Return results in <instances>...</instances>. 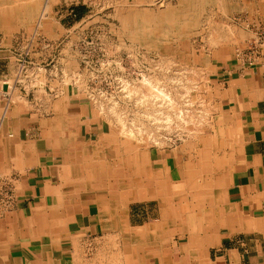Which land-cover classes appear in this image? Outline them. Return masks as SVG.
Wrapping results in <instances>:
<instances>
[{"label":"crops","instance_id":"crops-1","mask_svg":"<svg viewBox=\"0 0 264 264\" xmlns=\"http://www.w3.org/2000/svg\"><path fill=\"white\" fill-rule=\"evenodd\" d=\"M75 11L62 10L78 21ZM58 26L70 28L61 21ZM37 45L32 42V57ZM16 61L14 40L1 41L0 179L13 199L0 209V264H75L90 238L120 236L117 214L129 233L158 222L159 197L182 221L190 214L203 224L181 223L155 254L135 247L129 264H157L158 256L166 264H264V65L249 66L231 54L209 61L210 83L223 109L221 132L196 147L167 150L164 156L155 151L154 159L151 154L138 193L133 190L138 198L119 213L109 186L112 167L93 147L103 122L72 86L61 98L50 71L32 69L36 79L17 85ZM152 202L156 210L148 207Z\"/></svg>","mask_w":264,"mask_h":264},{"label":"rangeland","instance_id":"rangeland-1","mask_svg":"<svg viewBox=\"0 0 264 264\" xmlns=\"http://www.w3.org/2000/svg\"><path fill=\"white\" fill-rule=\"evenodd\" d=\"M183 1L24 0V5L35 7L32 21L26 14L18 18V10L15 15L0 13V42L13 39L15 54L22 55L29 51L23 45L25 40L36 38L38 55L29 54L24 62L50 71L61 98L67 95V86L72 85L73 94L89 102L92 115L103 122V134L93 147L100 150L103 164L112 167L110 191L115 188L116 149L128 158L131 154L124 150L128 144V150L146 152L148 158L152 154L154 159L155 151L164 156L167 150L196 147L208 136L221 132L223 109L210 83L209 61L231 54L246 64L247 58L242 56L251 52L257 38L264 36V0H187V5ZM66 8L79 9L80 20L65 16L62 10ZM186 9L189 21L177 20L172 32L162 33L161 37L132 38L124 25L129 15L147 13L158 18L162 13ZM43 11L42 26L37 27V18ZM60 21L69 23L70 28H60ZM156 23L158 20L153 22ZM85 64L92 68L91 76L80 73ZM100 64H109L110 69L103 67V73L95 72L101 71ZM223 125H228L227 121ZM144 169L134 172L137 178L146 174ZM125 184L123 188L127 190L129 182ZM153 185L158 190L159 181ZM122 201L127 202L119 206L121 210L132 200ZM148 207L156 210L157 204L152 202ZM160 207L163 210V204ZM121 220L115 224L120 236L96 237L93 241L90 238L75 264H129L133 253L125 244L127 237L121 235L128 233ZM157 227L158 232H167L160 219L134 233L152 234ZM177 232L169 234L163 248Z\"/></svg>","mask_w":264,"mask_h":264},{"label":"bare ground","instance_id":"bare-ground-1","mask_svg":"<svg viewBox=\"0 0 264 264\" xmlns=\"http://www.w3.org/2000/svg\"><path fill=\"white\" fill-rule=\"evenodd\" d=\"M24 0H0V13H7V14H11V15H15V10H18V18L22 17L24 14H26L30 21L33 20L35 14L34 13V8L33 6H31L30 4L28 5H24ZM183 2H187V0H184ZM193 2V1H192ZM197 2V1H196ZM45 3V2H44ZM47 3V2H46ZM190 3V2H189ZM188 3L184 4L187 5ZM194 4V3H193ZM191 4V5H193ZM198 4V3H197ZM185 9V8H184ZM186 9L185 11L181 12V13H173V12H166L164 15L163 13L160 15V17L156 18L153 17L151 15H148L147 13H141V14H137L136 16H130L128 17V19L125 21V26L127 28V30L130 32V35L132 38H148V37H154V36H162L165 35L166 33H171L172 30L175 28L174 26L176 25L175 22L179 19H185L189 21V17H185L186 13H187ZM25 13H23V12ZM191 11V10H190ZM189 11V12H190ZM188 12V13H189ZM23 13V14H22ZM44 11L43 13H41L39 15V17L37 18V22L36 25L37 27L42 26L41 25V21L43 20L44 17ZM188 15V14H187ZM6 15L5 19H7ZM17 16V15H16ZM12 17V16H10ZM4 18V17H3ZM18 18L14 19L17 20ZM13 19V18H12ZM3 20V19H2ZM125 20V19H124ZM158 20V23L153 24V22L155 23V21ZM1 22V21H0ZM17 22V21H16ZM43 22V21H42ZM153 25H152V24ZM191 26V25H190ZM178 27V26H177ZM193 27V26H192ZM189 27V28H192ZM163 28H166L165 30H163ZM193 29V28H192ZM178 30V29H177ZM181 33V30L178 32ZM151 39V38H149ZM59 104H57L58 106ZM17 106V104L15 105ZM59 107V106H58ZM5 108V107H4ZM67 108V107H66ZM4 112V111H3ZM17 114V113H16ZM63 123V122H62ZM16 124V123H15ZM47 125V124H46ZM11 127V126H9ZM62 128V127H61ZM13 130V129H12ZM66 130V129H64ZM63 130V131H64ZM9 133V132H8ZM12 134V133H11ZM64 138V137H63ZM72 138V137H71ZM72 145V142L70 143ZM208 144V143H207ZM11 145V144H10ZM206 145V143H205ZM130 147V146H129ZM148 147V146H147ZM205 147V146H204ZM128 144L125 146L124 150H127L128 154L130 153L131 155L128 156V158H123V156L121 155L120 152H118L120 149H116L117 152L115 151L114 153H116V158H117V172H116V178H115V190H117L118 192V196L115 197V208L118 210V212L120 213L121 208L119 206H121L122 204H124V202L127 201H122V200H136L138 197L134 196L133 197V190L134 191H138L137 189L140 187L139 183L142 184V179L139 177L137 178L136 175L134 174V172L140 171L141 169L145 168L143 171L147 172V166L149 164V158L147 153H136L134 151V149H130L128 150ZM77 150V148H76ZM159 151V150H158ZM88 153V152H87ZM90 155V154H89ZM97 155V154H96ZM60 159V158H59ZM161 164V163H160ZM102 165V164H101ZM62 166V165H61ZM166 166V165H165ZM60 167V166H59ZM65 168V167H64ZM68 168V167H67ZM99 168V171H101ZM65 170V169H64ZM103 170V169H102ZM59 171V169H58ZM95 171V170H94ZM93 171V172H94ZM56 172V170H55ZM61 172V171H60ZM63 172V171H62ZM91 172V173H93ZM133 173V176H130L129 173ZM58 173V172H57ZM56 173V174H57ZM176 173V172H175ZM60 174V173H59ZM128 174V175H127ZM61 175V174H60ZM66 175V174H65ZM106 175V173L103 174V176ZM57 176V175H56ZM64 176V175H63ZM139 176V175H137ZM65 177V176H64ZM67 178V177H66ZM82 178V177H81ZM80 178V180H81ZM63 179V178H62ZM79 181V179H77ZM66 181L69 182L68 178L66 179ZM77 181V182H78ZM129 182V186L127 188V190H125L123 188V186H125L126 182ZM66 182V183H68ZM72 181H70L71 183ZM76 182V181H75ZM82 182V181H81ZM80 182V183H81ZM48 183V182H47ZM58 183V182H57ZM62 183V182H60ZM84 183V182H83ZM76 184V183H75ZM99 185H97V189L100 186H103L101 184V182L98 183ZM125 184V185H124ZM53 185V184H52ZM63 185V183L61 184ZM72 185V184H71ZM66 186V184H65ZM93 186L96 189V185L95 183L93 184ZM53 187V186H52ZM59 187V186H58ZM68 187V186H66ZM179 187V186H178ZM90 188V187H89ZM175 188V187H174ZM70 189V188H69ZM67 189V190H69ZM56 190V189H55ZM84 190V189H83ZM53 191V189H52ZM128 191V193L126 194V192ZM159 192L157 193V195L159 196V194L161 193L160 190H158ZM56 192V191H55ZM58 192V191H57ZM63 192V190H62ZM116 192V191H115ZM138 193V192H137ZM54 194V192H53ZM60 194V192H59ZM126 194V195H125ZM125 195V197H124ZM56 196V194H55ZM99 197V196H98ZM124 197V198H123ZM153 198V197H152ZM159 199L161 200V204H163V207L161 210V219L163 224L168 223V226L166 227L167 232L160 233V231L158 232L159 228L161 227H157L155 229V231L150 234L149 231H142L141 233L138 234H132L130 235V233L128 232L126 233H122L121 235L123 237H127V241H125V244L128 245V249H130V251L132 249H134L135 247L138 248H146V251H152L153 254H155L156 252H160L161 250H163V243H166L169 241V234H173L176 233L180 226L181 223L183 225H198L201 227V224H203V222L200 221H195L192 217V215H187V220L184 222L182 221V214L174 209L172 206H166L163 203V200L159 197ZM140 200V199H139ZM104 201V200H103ZM105 205V204H104ZM99 206V205H98ZM122 207V206H121ZM51 209V208H50ZM124 210V209H122ZM106 211V210H105ZM102 213V211H100ZM107 214V213H106ZM105 215V214H104ZM116 220H119V214H117L116 216ZM179 219V223H177L176 219ZM102 220V219H101ZM114 222V225L116 224V221ZM168 220V221H167ZM171 220V221H170ZM57 222V221H56ZM122 222V220H121ZM105 223V220H103V224ZM57 224V223H56ZM118 224V223H117ZM207 226H209V224H206ZM109 226V225H108ZM122 226V224H121ZM112 227V226H111ZM120 228V227H119ZM123 228V227H122ZM106 230V229H105ZM129 230V229H128ZM133 230V229H132ZM142 230V229H141ZM161 230V229H160ZM60 231V230H59ZM107 231V230H106ZM63 232V231H62ZM112 236V235H111ZM172 237V236H171ZM170 237V239H171ZM49 239V238H48ZM196 238L192 239V243L193 245L196 247ZM59 240V239H58ZM56 242V241H55ZM136 248V249H138ZM130 254L133 253L130 252ZM200 251V250H199ZM194 252V251H193ZM202 251H200L201 253ZM128 253V254H129ZM199 253H195V255H198ZM159 260H157V264H166L165 261H163V258H161L160 256H158ZM152 262V261H151Z\"/></svg>","mask_w":264,"mask_h":264},{"label":"built area","instance_id":"built-area-1","mask_svg":"<svg viewBox=\"0 0 264 264\" xmlns=\"http://www.w3.org/2000/svg\"><path fill=\"white\" fill-rule=\"evenodd\" d=\"M35 40L36 38H28L27 40H25L23 45L25 49L27 48L29 51L28 52L25 51L22 55L21 53L19 55H16L17 61H16L15 83L17 85L28 84V82L36 79L35 78L36 73L32 71V69H37V68L35 66L30 67L29 63L27 64L26 62H24V57L26 59V57H28V55L30 54V48L32 47V42L38 43V41H35ZM256 41H258V43L254 44L253 48L251 49V52L250 53L245 52L244 55L242 56V57L247 58L245 62L249 66H256L258 64L264 65V36L257 38ZM113 65H116V63H114ZM103 67H104V70L110 69L109 64H106L105 66H103V64H100L99 69L101 71H95V72L99 74L103 73V69H102ZM80 73L81 74L84 73V75H87V73H89V75L91 76L93 74V70L92 68H90V66H88V64H85L84 68L80 71ZM78 74H79V70H78L77 75ZM72 78H75V74L72 76ZM78 80L79 79L77 78L76 81H74L75 87H76L75 84L78 82ZM12 199L13 197H12L10 190L7 188V183H5L4 180L0 179V209L1 208L5 209V208L10 207L12 203Z\"/></svg>","mask_w":264,"mask_h":264},{"label":"trees","instance_id":"trees-1","mask_svg":"<svg viewBox=\"0 0 264 264\" xmlns=\"http://www.w3.org/2000/svg\"><path fill=\"white\" fill-rule=\"evenodd\" d=\"M76 12V18H79V17H81V11L79 10V11H75Z\"/></svg>","mask_w":264,"mask_h":264}]
</instances>
